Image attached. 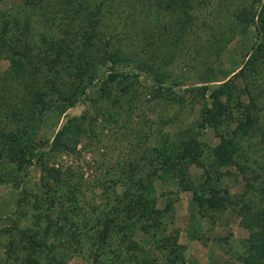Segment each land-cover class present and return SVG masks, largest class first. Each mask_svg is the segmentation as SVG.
I'll use <instances>...</instances> for the list:
<instances>
[{
    "label": "rangeland",
    "instance_id": "1",
    "mask_svg": "<svg viewBox=\"0 0 264 264\" xmlns=\"http://www.w3.org/2000/svg\"><path fill=\"white\" fill-rule=\"evenodd\" d=\"M26 1L30 22L18 21L11 33L16 37L18 28L25 38L8 39L0 18V35L6 33L0 36V264H99V253L94 259L78 252L77 229L103 215L122 189L125 172L134 170L146 179L153 168L149 187L159 207L167 201L172 207L159 228L136 234V243L145 248L140 259L151 262L154 253L158 264H264V158L256 154L253 162L236 156L235 167L213 154L221 141L215 133L223 135L226 145L251 142L264 148V54L252 62L246 81L228 80L246 61L249 47L261 40L255 27L263 0H108L110 6L102 8L103 14L110 10L104 17L110 23L106 33L116 35L122 28L125 33L113 45L126 52L135 49L144 59L141 48L147 45L155 62H149L146 73L153 78H121L107 86L94 79L81 94L84 102L63 113L67 103L53 100L57 93L76 90L75 76L52 74L55 83L50 85L33 71L32 57L43 48L51 53L45 63L55 67L60 64L52 62L57 53H74V42L79 44L89 19L97 20L93 14L100 0ZM0 3V12L13 22L25 0ZM154 38L156 44L151 43ZM172 83L177 87L169 89ZM199 85L208 87L205 93L185 91ZM211 92L223 103L229 101L236 113L222 118L218 109L215 126L202 127L201 113ZM240 102L248 107L242 116L236 110ZM240 119L257 122L256 133L235 136L236 126L244 125ZM182 132L185 140L199 137L208 167L228 174L211 180L202 168L191 167L193 175L210 180L208 186L218 192H207L208 198L221 196V203L204 209V217L191 197L198 185L170 184L171 172L160 167L158 150L167 148L163 153L174 162L181 153L176 142ZM3 135L27 149L13 148ZM145 152L155 165L142 160ZM241 202L246 206H238ZM128 219L127 232L136 228L135 220ZM116 227L111 232L114 245ZM30 240L37 244L33 251Z\"/></svg>",
    "mask_w": 264,
    "mask_h": 264
},
{
    "label": "trees",
    "instance_id": "2",
    "mask_svg": "<svg viewBox=\"0 0 264 264\" xmlns=\"http://www.w3.org/2000/svg\"><path fill=\"white\" fill-rule=\"evenodd\" d=\"M109 4L110 2H108V0L98 1V9L93 14L97 15L98 21L93 18L89 19L85 27L87 30L83 29V33L81 34V36H79L80 38H78L79 44L77 45V39L74 42V53L71 52L62 54L60 52L54 56L52 62L57 60V63L60 62L59 65H56L54 67L49 63H45L43 58H49V56L51 57V53H48V51L46 52L43 48L39 49L38 53L36 52L32 57L33 60L31 61V64L33 65V71L41 73L44 79L43 81L47 82L50 85L55 83L54 79L52 78V74L57 75L61 72H65L67 74L75 76V81L77 82L76 90H73L69 93H57L56 99L53 100H59L61 102L67 103L62 113L66 108L74 107L77 104L84 102V98L81 97V94H84L85 96V89L87 87H90L94 79L101 81L103 85L105 84V86H107V84L115 80L122 81L121 78H131L136 80V78L140 76H151L146 72H148L150 68L148 67L149 62L151 64L155 62V59H152L153 56L151 49L147 45H143V47L141 46V54H143L148 59L138 57L139 53L137 56L135 49L126 52V50L121 45H113L119 44L118 42H114L113 39L121 40V37L125 32L122 28H118V31H116V35H113L112 33H106L110 26V23H108L106 19H104V17L107 18V11L109 10V8L107 7L108 9L105 10L104 14L102 13V8L106 7ZM29 10L30 7L25 0V4L21 5L22 14L19 16V18L13 19L15 20L13 22L12 19L8 17L7 12L3 14L0 12V18H3L5 21L4 29L8 31V39L11 38L12 40H17L25 38V35L21 34L22 32H20L18 28L16 37H12L11 33L14 31L16 23L22 19L25 20V25H28L31 18ZM98 15L102 16V20ZM257 17L259 18V21L256 22L257 25L255 27V32L256 36L261 40L257 43L254 42L249 47L246 52V61H244L243 64L238 67L239 69L237 68L238 70L236 69L237 71H233L235 73H233L232 75L233 78L230 77L228 79L230 81L234 78L246 81L247 74L254 69V67L252 68V62L261 57V54H264V42L262 41L264 39V0L262 1ZM3 34L6 37L5 30H3V33L1 35ZM152 34L153 33L150 34V37H154V35ZM154 41L155 38L151 41V43L156 44L154 43ZM51 48L54 49V51L57 50L56 46L54 45H52ZM63 55L64 57H66L65 60H63L64 58H62ZM96 55L99 56V58L101 59L100 61H94V57ZM68 60L70 62H68ZM46 64L48 69L44 70L43 68H45ZM150 78L153 77L151 76ZM152 80L157 84H161L160 81L156 79ZM225 83L226 82H224L222 86H224ZM173 85L176 86V84L172 83L170 84L169 89H171ZM206 89H208L206 85H199L189 87L188 90L186 89L185 91L191 92V95H195L198 92L205 93ZM209 97L211 100L204 105L201 113L202 119L200 126H215L213 120L215 116H217L218 109L221 110L222 118L228 115L233 116L236 113L233 108H231L229 101L223 103L215 92L209 93ZM181 100L183 101V99ZM236 105V110L239 116H242L243 111L248 109V107H245V105L241 102L237 103ZM241 123H244V125L239 124V126H236L237 129H234L235 136H237L238 133L241 135H254L256 133L255 128H257L259 125L257 122H251V120L249 119H246L244 122L241 121ZM65 127L66 124L63 125V127L60 129L57 137L63 134ZM215 134L216 136H219L221 138V141L217 146H215L213 154L216 156L217 160L221 161L222 163L233 164L235 167H237V163H235L234 161V158L236 156L244 157L245 161L252 160L253 162L254 158L257 159L256 154H260L264 158V148L258 149L257 146L251 142L244 143V146L233 143H229L226 145L223 142L224 140H222L223 135L219 133ZM3 137L5 138V141L8 142L9 145H11L13 148H17L18 150L27 149L26 144H21V142L15 143L16 140L14 139V137H8V135H3ZM184 137L185 133L182 132V137L178 138L179 141L176 142V150L177 152L181 150V153L174 162L166 154L163 153V151L167 148H164V150H158L162 161L160 167L161 170L165 171L166 173H169V171L171 172L170 174L172 177L170 180V184H175L177 186L181 185L184 188H187L184 186L185 183H188L190 185L197 184L198 186H200L201 183H206V187L197 186L196 189L191 190V197L192 201H194V206L197 209L199 215L201 217H204V209L212 207L214 204H216V202L221 203V196L218 197V199H215L216 197L208 198L207 194L209 192H213L216 195L218 194V192L215 191L212 186H208L210 184V180L206 182V178H210L211 180H218L224 176H227L228 174H222L220 172V168L218 167H208L206 165V161L203 160V158L206 156V151L203 148L199 137H192L187 140L183 139ZM42 153L43 152H39V156H44ZM142 160H149L147 162L155 165V160H153V158H149V156H147V152L143 154ZM193 165L198 168H202L201 170L208 174L207 177L203 179L199 178L201 177L199 176V174L193 175L190 172ZM153 173L154 168L148 173V177L146 179L143 176H139V174L134 170H129L127 171V173H124L125 178L120 179V184H122L120 187L122 189L117 193L115 192V194L113 195L114 200L107 208L104 209L103 215H101L100 217L96 216L93 220L94 222L85 226L83 230L77 229V249L79 247L82 248V250L80 251L77 250L79 253H91L94 259L98 257L99 253V264H158V259L156 255H154V253H150L151 262L149 261L147 263L146 261L140 259L139 255H144L142 251H144L145 248L143 244H139V241L138 243H136L135 241L137 233L140 232L143 234H149L159 228L161 226L160 223L162 222L164 217L166 215L168 216L171 211L172 203L170 201H167L162 207H159L158 199L153 193L154 191L149 187L151 186L153 181ZM246 185L249 188L253 187V185H251L249 181L246 182ZM170 190L171 189H167L165 191L168 192ZM165 191H163V194ZM223 192L228 193L226 188L223 189ZM239 199L237 198L238 201ZM241 203L242 205L238 206H246V204H244L243 202ZM232 209L233 211H236L234 208ZM126 218H130L128 219L129 221L132 219L131 222H133V220H135L136 222V228H134L132 231H126L128 229L125 223ZM101 225L102 228H100ZM114 225H117L115 231L118 233V241L115 245L111 241V239L113 238L111 232L114 229ZM136 229L138 231H136ZM96 231L97 236L92 235ZM32 242L33 241L30 240L31 245L29 246V249L31 251H33L32 247L37 246V244ZM108 253H112V255L108 257ZM122 259L125 260L124 263H121Z\"/></svg>",
    "mask_w": 264,
    "mask_h": 264
}]
</instances>
